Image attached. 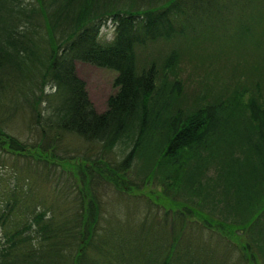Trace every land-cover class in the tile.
Masks as SVG:
<instances>
[{"label":"trees","instance_id":"16d2710c","mask_svg":"<svg viewBox=\"0 0 264 264\" xmlns=\"http://www.w3.org/2000/svg\"><path fill=\"white\" fill-rule=\"evenodd\" d=\"M109 18L116 24L111 42L100 37ZM230 44L252 48L242 54L254 59L234 62L228 78L222 70L192 78L191 64L197 72L212 57L223 61ZM211 47L217 52L207 54ZM77 60L118 71L119 91L105 112L77 76ZM263 69L264 0H0V134L10 139L7 152L29 148L8 130L21 105L40 133L36 150L66 160L58 153L66 135L100 145L96 156L90 148L82 156L87 194L78 190L79 205L64 219L53 213L45 220L49 214L39 210L19 226L0 212V264H73L67 247L103 236L105 183L120 192L163 185L171 203L165 207L220 231L229 245L243 236L247 264H264ZM48 85L58 101L46 94ZM35 226L49 248L28 247ZM177 238L160 260L148 251L147 264H172Z\"/></svg>","mask_w":264,"mask_h":264},{"label":"rangeland","instance_id":"374dc122","mask_svg":"<svg viewBox=\"0 0 264 264\" xmlns=\"http://www.w3.org/2000/svg\"><path fill=\"white\" fill-rule=\"evenodd\" d=\"M115 32L116 24L109 18L101 28L100 37L102 41L111 42ZM230 45L231 47L225 46L226 56H223V61L212 57L204 64L199 63L197 72L191 64L189 73L192 78L197 74H214L218 70H222V75L228 78L233 73L234 62H240L244 56L249 60L254 59L249 54H242L252 48L244 50L235 47L236 44ZM212 52L217 51L211 47L207 54ZM262 54L261 52V56ZM212 60L215 63L212 64ZM76 73L84 80L96 110L99 113L105 112L109 98L119 91L116 84L118 71L77 60ZM261 74L264 75V69ZM192 82L193 86L197 85L194 80ZM45 92L51 101L59 100L53 86L48 85ZM21 106L13 116L8 130L22 145L28 143L29 148L24 150L25 155L8 153L10 139L0 134L1 215H5L9 223L17 221L19 226H24L28 220L31 221L34 211L39 210L49 214L45 216V220L53 213L57 214V218L59 216L64 219L69 212L67 208L79 205L78 190L84 195L87 194L84 176L78 169L83 163L80 162L82 156L87 148L92 150L90 157L96 156L100 145L96 142H86L81 137L66 135L61 145L64 151L58 150V153L67 157L66 160L54 157L50 152L38 151L32 145L37 146L41 138L40 133L36 126L31 127L33 119L30 108L24 109ZM99 196L100 232L103 236L91 243H85L81 249L79 243H72L67 247L64 253L68 254L67 259H75L73 264H147L145 258L149 255L148 251L151 250L152 260H160L158 253L165 254L175 235L178 238L174 243L179 240L180 242L176 246L172 264H247L246 254L241 246V242L245 240L243 236L237 237L239 244L233 242L229 245V238L220 231L205 229L192 221L188 215H177L175 212H180V209L173 211L164 206V203H171L167 201L161 184H152L139 192H120L112 184L105 183L99 186ZM8 199H11L12 203L17 202V207L10 210V207H7L9 204L6 205ZM0 225L2 226L1 223ZM1 233L3 228L0 227V240ZM28 234L31 235L28 244L30 249L42 250V245L44 249L49 248L41 239L36 226ZM6 246H9V243ZM39 252L41 251L37 254Z\"/></svg>","mask_w":264,"mask_h":264}]
</instances>
